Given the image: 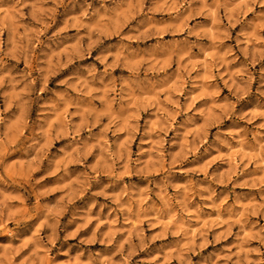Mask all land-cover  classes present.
Listing matches in <instances>:
<instances>
[{"label":"rangeland","instance_id":"rangeland-1","mask_svg":"<svg viewBox=\"0 0 264 264\" xmlns=\"http://www.w3.org/2000/svg\"><path fill=\"white\" fill-rule=\"evenodd\" d=\"M93 7L98 6V0H90ZM138 0H133L137 3ZM171 2V0H170ZM182 2V0H178ZM211 4V0H209ZM87 5L84 0H63L62 3L53 6L46 5V8L54 7L51 18L46 20L47 29L44 23H37L40 31L39 43H33L36 51L33 58L39 54L40 50L50 40L56 45L55 51L49 55L48 59L53 63L57 60L68 62L70 64L74 56L83 57L84 53L74 47L77 44L76 36L83 33L85 29L79 28L81 23L78 17ZM151 6V0H147L145 7ZM210 11L203 9L199 0H195L189 7L187 4L180 13H174L171 8L166 12L157 11L153 15L160 24L157 26V36L161 42L170 41L181 44L185 42L187 30L181 31L182 24L175 21V16L179 15L181 20H187L188 28H194L197 25L211 27L210 18H206L202 13ZM43 15V13H40ZM131 12H126L124 20H128ZM247 19L252 20V14L247 13ZM242 22L231 30V39L214 47V42H218L222 37L213 29L208 32L201 40V47H194L189 52L185 50L183 58L172 57L165 61L170 63L168 71L178 73L174 80L169 84L171 94L162 97L164 103L168 105L165 109L172 123L169 125V131L161 132L160 135L167 136L168 143L163 145L165 156L175 149V155L178 162L175 164V171L171 175L169 187L166 191H156L150 189L148 181H140L139 192H147V196L141 195V200H147L151 203L157 200L159 204L165 207L180 209L178 203H170L174 198H178V193H182L186 200V212L177 213L176 220L172 216L161 217L155 223L149 225L147 221L142 224L135 222L134 218H129V224L123 223V214L115 209V204L104 196H93V192L99 191L100 187L95 182L84 192H81L82 185L86 178L82 179L79 174L73 175L71 187L62 183L60 177L64 174V169L70 172L84 170V164L78 162L68 154H61L55 161L50 158L54 152H57L62 143H68V140L61 141L51 138L46 144L41 145L40 153L27 162L22 157V148L26 143L25 138L30 135V129L36 115V109L39 107L35 101L20 105V102L14 98V90L7 84L0 88V114L7 122L9 132V143L0 145V202L5 200L15 205L13 214L15 221L9 220L7 227L19 226L22 236L30 237L37 232V215L41 205L51 202L56 205V211H62V205L66 202L67 212L61 216V231L59 241L53 242L51 251L38 249L39 264H55L52 257L56 260H62L65 264H85L91 260L93 264H99L100 260L107 261V264H114L120 261L124 256L131 255L129 264H187L191 260L192 264H235L236 260H241L242 264H255V262L264 260V244L260 241L264 239V129L258 126L264 123V117L257 113L264 109V97L257 94V87L261 79V70L264 69V45L261 40L264 39V28L259 32L248 30L245 35L240 36L237 42V34L241 31ZM7 23L0 17V26ZM131 23H135L132 20ZM175 24V33L170 34V27ZM122 29L127 32V27H123L120 21L115 23V28L109 35L113 40L119 39V34L115 30ZM101 32H108L105 26H101ZM150 29H145L143 35L149 37ZM54 33L59 35L54 36ZM31 39V37H29ZM196 41V37L189 38ZM255 41L256 46L252 44ZM232 48L231 55H224L228 49ZM92 51V49H90ZM251 52V55L247 54ZM224 55V60L217 63V55ZM233 56L238 59L233 60ZM6 68L4 71L12 70L15 75L19 70L25 68V63L17 64L16 59L6 57ZM79 62V61H77ZM31 68V65H27ZM161 68L164 65H160ZM247 73V76L253 79L250 91L245 93V98L238 104H233L235 113L241 112L245 115L254 114L251 122L238 119L236 116L232 120H223L219 123L221 106L227 113L228 101L234 100L233 89L240 83V75ZM200 79H197V77ZM57 77L50 78L49 89L59 86L56 83ZM37 81V85H39ZM207 84V87L201 85ZM22 86H18L15 92H20ZM191 93L194 103L187 105V116L194 121L195 127H189L184 132V139H180L177 130L182 123L186 121L182 111L185 106V97ZM207 94H215V99L219 102L215 110L209 104ZM45 96L49 93H45ZM179 97V101H176ZM143 104H151V100L142 101ZM136 104V101H133ZM160 107H164L161 104ZM178 109L173 113L172 108ZM203 113V115H201ZM140 119V131L132 137L133 143L129 146L128 155L134 159L137 148L143 139V147L146 150L154 151L159 148V144H153L148 137L143 136V124L148 113H132ZM157 129L160 128L158 118L153 121ZM104 128L109 124L105 122ZM225 130L240 131L241 137L246 141L239 145L236 141L230 139L231 149L217 143L216 149L210 147L214 143L213 134L216 128ZM96 133L100 132L97 128ZM259 132L260 135L253 139V136ZM87 135V133H83ZM108 136L103 137L108 140ZM123 137L121 146L129 140V136L121 133ZM178 140V145H172V140ZM194 141H199L196 144ZM243 153V154H242ZM160 154V153H157ZM228 157V159H225ZM182 158V159H180ZM102 157L94 151L87 157L91 166L99 167ZM153 157L146 152L144 174L150 179L162 177L165 173L161 172L159 167H153ZM164 168H168L167 159L164 162ZM107 165L105 164V168ZM211 177V178H210ZM100 179L108 182V177L101 175ZM132 179H137L133 177ZM131 183V180L126 181ZM208 189L209 191H204ZM111 192V189H109ZM214 192L215 195H210ZM154 193V194H153ZM117 195V193H113ZM95 201L96 207L91 209L90 215L99 217L101 220H114L119 217V222L115 225L117 228H126L129 233L135 228H140L144 233L146 248H136L129 250L127 245L121 250L116 243L100 242V233L107 236L110 226L105 224L96 230L97 221L94 219L86 228L80 230L75 239L64 242L65 232L75 231L89 212V205ZM199 209V211H197ZM231 209V214L227 211ZM79 210V216L71 224L68 221L74 213ZM192 216L196 219H187ZM3 225H0V241L7 237L3 232ZM187 233V235H186ZM203 233V235L201 234ZM43 234V233H41ZM123 234H118L116 240L122 239ZM89 241L81 243V240ZM95 240V242H91ZM139 241L137 240V243ZM24 244L30 246L25 240ZM73 245L67 255L63 252ZM27 248L25 247V251ZM83 252V256L80 253ZM21 246H8L0 249V261L2 264H15L18 256L22 255ZM36 253H34L35 255ZM35 264V262H34Z\"/></svg>","mask_w":264,"mask_h":264},{"label":"clouds","instance_id":"clouds-1","mask_svg":"<svg viewBox=\"0 0 264 264\" xmlns=\"http://www.w3.org/2000/svg\"><path fill=\"white\" fill-rule=\"evenodd\" d=\"M62 2L63 0H0V17L7 22L0 26V88H3L5 84L9 85L14 90V98L20 102V105L35 101L39 106L36 109L30 135L25 138L26 143L22 148V157L27 162H31L40 153L41 145L46 144L50 138L53 142L57 139L68 140V143L61 144L58 151L52 154L50 160L55 161L61 154H68L84 164V170L70 172L68 169H64V174L60 179L66 186H72V177L77 174L82 179L86 178L81 192L86 191L91 186V182H95L100 190L93 192V196H104L105 199H110L115 204L113 211L123 214L124 224H129L130 217L139 224L147 221L149 225L157 222L161 217L169 215L173 220H176L178 212L187 211L186 200L182 193H178V198L170 201V203L180 205V209L176 210L159 204L157 200H153L151 203L141 200V195L147 196L148 193L141 194L139 192L140 181L144 180L148 181L150 189L156 191L163 192L172 187L169 183L170 174L175 171V164L178 162L174 148L167 156L162 154L163 145L168 143V138L167 136L162 137L160 133L169 131V125L172 123L165 110L168 105L164 103L162 97L171 94L169 84L178 74L168 71L171 64H165V61L172 57L183 58L185 50L190 52L194 47H201L203 50L200 40L213 29L222 37L218 42H214V47L231 39V30L239 23L247 21L243 23L241 31L237 34V42H239L240 36L245 35L248 30L259 32L261 28H264V0H211V4H209V0H199L203 9L210 10L202 14L206 18H210L211 27L197 25L194 28H188L187 20H181L179 15L175 16V21L182 24L181 31L187 30L185 42L181 44L170 41L161 42V38L156 33L160 21L153 14L157 11L166 12L169 8L179 14L186 4L190 7L195 0H182V2L151 0V6L147 8L145 7L147 0H138L135 4L133 0H98L97 7H93L90 0H84L87 6L78 19L81 22L79 28L85 29V31L82 34H77V44L74 45L84 55L83 57L74 56L70 70H67L68 62L57 60L56 63H53L48 59L56 48L52 40L45 44L35 59L33 58V53L36 51L33 43L40 42V31L33 21L44 23V27L47 29L48 25L45 21L51 18L55 9L45 6L49 4L56 6ZM41 12L43 15L40 14ZM126 12L132 13L128 20H124ZM247 13L252 14V20L247 19ZM132 20H135V23H131ZM117 21H120L123 27H127L128 31L125 33L122 29L115 30L119 34V39L113 40L109 32L114 30ZM101 26H105L109 31L101 32ZM145 29H150L149 37L153 38L154 42L143 35ZM169 33H175V24L170 27ZM53 35L57 36L59 33ZM193 36L196 37V41L189 39ZM261 44L264 45V39L261 40ZM252 46L253 48L256 46L255 41ZM231 54L232 48H229L224 55ZM224 55H217V63L223 62ZM247 55L250 56L251 52ZM6 57L16 59L17 64L24 62L25 68L19 70L15 75L12 70L4 71ZM235 59L238 58L233 56V60ZM27 65L32 67L28 68ZM160 65H164V67L161 68ZM53 76L57 77L56 83L59 87L49 89L48 84ZM197 79H200L199 75ZM37 81L40 82L39 85H37ZM252 82L253 79L248 77L247 73L240 75V83L232 90L235 99L227 102L229 109L227 113L221 106L219 123L225 119L232 120L233 116L248 122L252 121L254 114L245 115L242 112L237 114L233 109V104H238L245 98V93L250 91ZM18 86H22L21 91L15 92ZM201 86L207 87L208 85ZM46 92L49 95L45 96ZM257 94L264 97V69L261 70ZM207 95L213 110L220 106L215 99V94ZM134 100L136 101L135 105L133 104ZM144 100H151V104H143ZM176 101H179V97H176ZM185 102V106L179 110L186 117V121L177 130L180 139L185 138L184 132L187 128L195 127L193 119L187 116V105L194 103L191 93L185 97ZM161 104H164V107H160ZM177 111V108H172L173 113ZM136 112L148 113L144 120L142 135L148 137L151 143L159 144L160 147L154 151L146 150L143 147L142 139L135 158L130 159L128 150L133 143L132 137L141 128L140 119L131 115ZM257 114L264 117V109L259 110ZM157 118L160 124L159 129L153 123ZM105 122L109 124L108 128L103 127ZM258 127L264 129V123ZM97 128L100 129L99 133L94 131ZM85 132L87 135H83ZM122 132L129 136V140L123 146H121ZM109 133H111L110 138L104 140L103 137L108 136ZM259 135L260 133L257 132L253 139ZM10 136L7 122L0 114V145L8 144ZM230 139L239 145L246 143L245 139L241 137L240 131L217 127L213 134L214 143L210 147L216 149L217 143H219L231 149ZM194 142L199 144V141ZM178 144V140H172V145ZM94 151L102 157L99 167L91 166L87 160V157L91 156ZM261 151H264V146L261 147ZM146 152L153 157V167H159L161 172L165 173L162 177L150 179L144 174ZM166 159L169 165L167 169L163 166ZM3 163L4 161L0 160V164ZM101 175L107 176L108 182L102 181ZM133 177L137 179H132ZM2 179L3 177H0V180ZM128 180H131V183H126ZM204 191L209 190L204 189ZM113 193H117V195H113ZM210 195H215V193L211 192ZM66 204L67 202L62 205L61 212H57L56 205L51 202L41 205L37 215V232L26 237L21 235L18 225L14 224L12 228L7 227L9 220L15 221L16 219L13 214L15 205L8 203L7 200L0 202V225L4 226L3 232L7 237L0 241V249L20 245L23 254L16 258L15 264H34V262L39 264L40 253L37 250L51 251L53 242L61 239L60 233L64 231V228H62L60 220L68 210ZM95 207L96 202L93 201L88 208L89 214L86 217H79L83 219V222L76 230L65 232L63 238L65 243L70 239H75L80 230L86 228L95 219L97 232L105 224L110 226L106 238L104 233H100V242L116 243L121 250L125 245L129 250L147 247L144 233L140 228H135L129 233L126 228L115 227L119 222V217L114 220H101L99 217H93L90 213L91 209ZM227 211L231 214V209ZM78 216L79 210L72 215L68 223L71 224ZM186 218L196 219L192 216ZM118 234H123L119 241L116 240ZM201 234L203 235V233ZM25 240L29 242L30 246L24 244ZM80 242L88 243L89 241L82 239ZM91 242H95V240ZM260 242L264 244V239ZM71 247L73 245H69L63 255H67ZM34 253L36 254L34 255ZM80 256H83V252L80 253ZM52 259L55 264H65L62 260H56V257H52ZM130 259L131 255L124 256L114 264H129ZM85 264H93V262L88 260ZM99 264H107V261L100 260ZM187 264H192L191 260H188ZM212 264H215V261ZM235 264H242V262L238 259ZM255 264H264V260L257 261Z\"/></svg>","mask_w":264,"mask_h":264}]
</instances>
